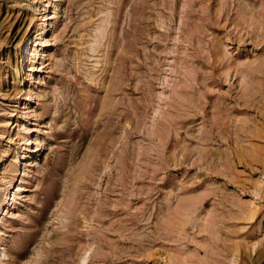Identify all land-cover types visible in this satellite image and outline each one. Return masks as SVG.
I'll use <instances>...</instances> for the list:
<instances>
[{"label": "rangeland", "instance_id": "obj_1", "mask_svg": "<svg viewBox=\"0 0 264 264\" xmlns=\"http://www.w3.org/2000/svg\"><path fill=\"white\" fill-rule=\"evenodd\" d=\"M0 264H264V0H0Z\"/></svg>", "mask_w": 264, "mask_h": 264}, {"label": "bare ground", "instance_id": "obj_2", "mask_svg": "<svg viewBox=\"0 0 264 264\" xmlns=\"http://www.w3.org/2000/svg\"><path fill=\"white\" fill-rule=\"evenodd\" d=\"M251 212H253V211L251 210ZM249 213H250V212H249ZM252 215H253V214H252ZM249 216H250V215H249ZM249 216H248V217H249ZM251 217H252V216H251Z\"/></svg>", "mask_w": 264, "mask_h": 264}]
</instances>
